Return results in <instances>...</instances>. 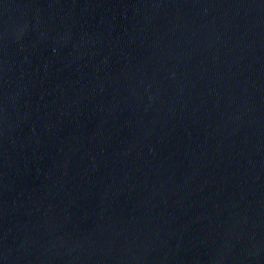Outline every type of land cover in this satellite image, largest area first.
<instances>
[{
  "label": "water",
  "instance_id": "water-1",
  "mask_svg": "<svg viewBox=\"0 0 264 264\" xmlns=\"http://www.w3.org/2000/svg\"><path fill=\"white\" fill-rule=\"evenodd\" d=\"M0 264H264V0H0Z\"/></svg>",
  "mask_w": 264,
  "mask_h": 264
}]
</instances>
